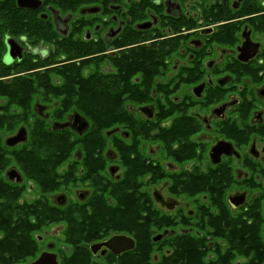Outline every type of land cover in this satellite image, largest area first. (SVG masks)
<instances>
[{
    "label": "flooded vegetation",
    "instance_id": "obj_1",
    "mask_svg": "<svg viewBox=\"0 0 264 264\" xmlns=\"http://www.w3.org/2000/svg\"><path fill=\"white\" fill-rule=\"evenodd\" d=\"M0 0V264H264V0Z\"/></svg>",
    "mask_w": 264,
    "mask_h": 264
},
{
    "label": "trees",
    "instance_id": "obj_2",
    "mask_svg": "<svg viewBox=\"0 0 264 264\" xmlns=\"http://www.w3.org/2000/svg\"><path fill=\"white\" fill-rule=\"evenodd\" d=\"M85 1L86 0H45L46 3L56 4L59 8H66L69 4L71 5V3H73V6L76 8L82 7L87 4Z\"/></svg>",
    "mask_w": 264,
    "mask_h": 264
},
{
    "label": "water",
    "instance_id": "obj_3",
    "mask_svg": "<svg viewBox=\"0 0 264 264\" xmlns=\"http://www.w3.org/2000/svg\"><path fill=\"white\" fill-rule=\"evenodd\" d=\"M129 0H126L128 2ZM40 5L39 0H17V6L19 8H37Z\"/></svg>",
    "mask_w": 264,
    "mask_h": 264
},
{
    "label": "rangeland",
    "instance_id": "obj_4",
    "mask_svg": "<svg viewBox=\"0 0 264 264\" xmlns=\"http://www.w3.org/2000/svg\"><path fill=\"white\" fill-rule=\"evenodd\" d=\"M81 7V6H80Z\"/></svg>",
    "mask_w": 264,
    "mask_h": 264
}]
</instances>
